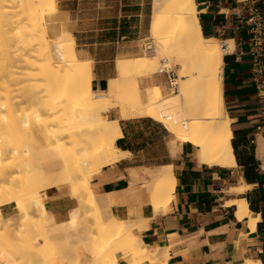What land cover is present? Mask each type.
<instances>
[{
	"label": "crops",
	"instance_id": "1",
	"mask_svg": "<svg viewBox=\"0 0 264 264\" xmlns=\"http://www.w3.org/2000/svg\"><path fill=\"white\" fill-rule=\"evenodd\" d=\"M153 1L57 0V27L72 35L79 59L91 61V87L99 91L98 96H106L104 90L117 76L120 58L141 56L146 49ZM259 1L264 10V0ZM194 2L203 35L220 42L233 41V48L223 55L222 91L235 165L201 162L197 147L179 142L151 117L120 119L122 135L115 146L129 154L104 166L92 176L90 184L96 196L114 199L116 203L110 208L113 216L124 220L147 218L142 241L151 247H167L164 250L169 264H236L245 260L264 264V170L258 168L259 163L264 167V138L255 136L261 115L246 53L245 11L238 0ZM139 82L142 87L160 85L164 92L170 86L167 74L159 72ZM110 109L106 115L117 119L118 109ZM253 137L256 144L250 143ZM166 166L171 167L174 193L167 206L157 212L144 185L151 180L150 171ZM43 194L45 210L58 224H67L76 208L80 217L88 211L67 186L52 187ZM233 200L247 203L255 219L253 229L249 217L238 219L237 206L228 203ZM0 210L5 219H13L15 228L20 227L15 203H4ZM31 214L35 216L34 211ZM77 254L76 264L90 259L83 247L77 246ZM118 260L124 263L121 256ZM142 264H149V259H143Z\"/></svg>",
	"mask_w": 264,
	"mask_h": 264
},
{
	"label": "bare ground",
	"instance_id": "2",
	"mask_svg": "<svg viewBox=\"0 0 264 264\" xmlns=\"http://www.w3.org/2000/svg\"><path fill=\"white\" fill-rule=\"evenodd\" d=\"M15 10H20L22 13H24V15L28 13L27 16L29 17L27 18V22H25L30 25L32 31L29 32L32 34L33 31L39 32L38 29L40 26L42 27V31H45L46 28L42 26L45 22V13L56 14L58 12V3L57 0H0V19L1 17H6V25L3 24L4 28H6L7 25H9L10 28V26H13L14 22L18 21L16 18L13 19L11 16L7 17L8 15H11V12L14 15ZM29 10L32 12V14ZM152 11V23L149 30L152 42L147 43L148 48L152 49L154 47L153 43L158 45V43L163 42L160 40L168 37V35L170 36L171 33H173V36L176 35L179 30L180 32L178 35L180 40L186 44L187 49L189 48V50L186 49L185 52L183 51L180 53V56L175 60L177 67L179 66L178 73L175 74L177 77L175 80H172V84L175 86L177 85L176 93L172 92L171 94L166 95L164 89L160 85H151L147 87H145V83L143 84L144 87L140 85V79L153 76L157 71L158 59L156 58V54H154V56L145 55L133 57L132 59L125 57L121 58L117 68L119 78H114L109 81L108 87L106 89V96H98L91 87V61L79 60L74 38L68 32H64L63 34L61 33V36L57 38L55 37L56 39L54 42L53 40L49 41L50 39L46 38L48 42H51L50 46L47 44L48 42L40 43V41L44 40V37H46L43 33V35H38L40 38L43 37L44 39L42 38V40H40V38L37 36L39 38V48H35L36 51H34L32 46L33 51H31L36 53L25 55L29 56V58H24V62L21 61L23 64L25 63V65L22 64L23 67L25 66V69L21 70L23 67L19 65L20 63H15V66L18 64L19 67H21V69H19L20 71H24V76L20 75V72L19 74L15 72L17 73L16 75H20V78L24 77L27 82L26 88H28L26 91H24L26 93L23 98L20 95L23 102H20L19 104L21 106V103H23L29 108L32 107V111L30 110L29 112V108L27 109L26 107L27 113L24 109H21L23 112H25V116L23 115L24 118L22 115H20L21 117L18 115L23 114L22 112H16L14 118L19 117L20 121L24 125L30 127L34 119L35 124L33 126L45 127L47 129V136L50 141L49 144L53 148H63L65 145H68L65 143L70 141L73 143L75 151L82 153L83 155L81 167L86 173V183L85 185L78 186V190L81 192L80 193L78 191L80 193L77 197L79 201L78 204L82 203V198L85 197L91 207H103V205L100 206L97 196L94 195L91 189L90 170L86 171L85 168H89L91 165L92 169L95 170V167L93 168L94 164L96 165L97 169H100L103 166L117 161V153H120V156H126L129 154L128 152L121 151L120 149L117 150L115 146V141L122 135L119 126L120 119L151 117L163 124L170 133L175 135L179 142L191 143L197 147L201 162L208 165H217L221 167H232L235 165V157L231 143L232 131L224 106L222 91L223 55L230 51L233 47L230 49V45L227 43L228 41L220 45L218 39L207 38L203 35L197 18V8L194 0H154ZM7 13L9 14L7 15ZM14 16L18 17L16 14ZM28 24L27 26H29ZM15 25H18L17 22L14 24V26ZM9 28L6 29L8 30ZM1 31L2 28L0 30V54L4 55L6 54L5 52L8 51L5 49V46L8 44H3L4 41L2 39H5V37H2ZM10 32L14 33L12 31ZM8 33L6 32L5 34L4 32L3 34H5L4 36L10 35V33ZM35 34L37 35V33L34 32L33 35ZM10 37L14 38L13 36ZM30 38L35 39L34 36ZM38 40L35 41L38 42ZM18 41L19 40H17V42ZM33 41L30 44H36L35 41ZM14 42H16V40H14ZM229 42H231L233 45V41ZM52 43H54V45ZM52 45L53 47H51ZM34 47L36 46L34 45ZM10 48L12 47L10 46ZM32 48H28L29 52L32 50ZM153 51L156 53V49H153ZM13 52L15 53L16 50H13L12 52L9 51L8 53L13 56L9 57L6 55L5 59L7 57H9V59H14V54H12ZM195 56H198L202 59L200 63H197L196 67H194ZM2 61L6 62L4 60ZM15 61L20 62L19 60ZM7 65H9V63ZM161 65L162 68H160L157 72L169 70L166 69L167 67H170L167 62H165V64L162 62ZM26 68L28 69V72ZM8 69L9 68H7V71ZM14 70L15 69L13 68V71ZM13 71L11 72L13 73ZM194 73L197 75L193 76ZM16 75H14L15 79H20ZM4 79V77H1L0 81ZM13 79L14 78L11 80ZM17 79L16 81H18ZM21 79L23 80V78ZM5 80L0 82V86L1 84L4 85L1 86L0 92H2L3 87H9L7 85L5 86V82H8L9 80ZM16 81L14 80L13 82L16 83ZM26 82H23V85H25ZM130 84L134 85V87L132 89H128L123 95L122 92L124 86ZM23 90H25V88ZM1 96L4 99L3 94ZM7 96L8 94L6 97ZM15 104L12 103L13 106ZM34 106L35 108H33ZM110 108L118 109L117 119H111L106 115ZM1 109H3L2 101L0 102V110ZM9 109L7 111H10ZM51 114L56 115H52L53 117H51ZM0 115H2L1 111ZM3 115L1 116L2 118H9V115L8 117L5 114ZM66 120H69L70 122L68 125L69 128H66L67 126H65L69 123L68 122L66 124ZM78 123H81L82 125L88 124L91 129L89 128L87 131H83L81 128L82 125H77ZM74 124L78 127L81 125L80 129L77 127L78 129L75 128L76 130L72 131L71 129L76 127ZM70 126H72V128ZM82 136L84 138H80ZM10 151L17 153L18 149L13 148ZM5 153V149H0V180L7 176V172H4L1 169V164ZM150 176L151 180L149 183H147V186L149 187L150 191L153 194L155 193L158 197L156 200V206L153 208V210H158L159 208H164L167 206L172 196L171 193H174L172 191L173 184L175 182L170 166L159 168L156 173ZM233 190L234 189L231 191ZM228 203L237 206V217L239 220L249 217V225L251 229H253L255 225V219L251 217L247 203L244 200H233L229 201ZM77 209L78 208H76L71 213V220H73L71 226H74L75 230L79 229V226H77L78 222L76 220L79 216ZM44 213H41V215ZM20 216L21 223L22 219L29 220L33 217V215H31L28 210L21 212ZM114 217H112L111 222H101L102 226L99 229L98 234H101L100 236H102L104 230H109V236L106 239L97 241L96 238L90 237V248L92 247V252L94 255V261L91 263L121 264L117 260V255H111L109 250L111 247L113 249L116 242H118L117 235L127 233L128 235H133L135 253L130 254L125 250V248H119L120 251H124V253L120 255L124 262L123 264H142V261L145 258L149 259V264H158L155 260L159 254H163L165 256L162 264H169L167 261L168 254L165 251L167 247L164 248L165 250L160 248L162 251L159 252V248L148 246L142 241L141 233L145 229L147 218L143 217L141 219L138 218L139 220L126 221ZM3 221L8 222L9 227L15 234L17 232H21V227L23 224L20 228H15V222L12 218H6ZM112 236L114 237L112 238ZM103 238L104 237H101V239ZM87 243H89V241ZM73 253L75 262L78 259L75 249H73ZM236 264L261 263L255 260H245Z\"/></svg>",
	"mask_w": 264,
	"mask_h": 264
},
{
	"label": "rangeland",
	"instance_id": "3",
	"mask_svg": "<svg viewBox=\"0 0 264 264\" xmlns=\"http://www.w3.org/2000/svg\"><path fill=\"white\" fill-rule=\"evenodd\" d=\"M18 11H19V13H18ZM8 14L9 13H7V15ZM10 14L11 15H8L7 17L11 16V17H13V19L16 18L21 23L16 21L18 25L14 26V24L16 23V22H14L13 26L12 27L10 26V28H13V29H10L9 25H7L6 28H9L7 30L6 28L3 27V24L6 25V20H5L6 17L5 18L1 17V19H0L1 20L0 21V27L2 28L1 35H2V37H5V39L4 38L2 39L4 41L3 44L4 45H7V44L10 45L11 44L10 46L12 47V48H10V46H8V45H7L8 47L5 46L6 48L5 47L4 48L6 49V51L7 50L8 51L5 52L6 54H4V55L0 54L1 55V57H0V59H1V61H0V68H1L0 79H1V77H4L7 81L9 80L8 82H5L6 84L4 82L3 83L5 84V86L7 85L10 87V88L9 87L8 88L3 87L2 92H4V93L0 92V94L1 95L3 94V96H4V99H3V97L0 95V97H1L0 102L1 101L3 102V109H1L0 111L2 112V115L5 114L7 117L9 115V118H7L8 120L6 119V117L2 118L1 117L2 115H0V117H1V119H0V134H1L0 149H5V151H6L5 155L3 156L1 169L4 172H7V176L0 180V205H2L4 203H15L17 205L19 214H21V212H23L25 210H28L30 212V214H31V212L34 211L35 216L30 218L29 220H23L22 219V223L20 222V227L22 224L23 225L25 224V225L24 226L22 225L20 233L17 232L15 234L14 232H12L11 228L9 227L8 222L3 221L5 218L3 217L1 210H0V264H51L50 262H52V261H59L63 264L64 263L76 264L78 259L74 262L73 249H75L77 252V246L83 247L84 250L86 252H88L90 255V259L87 260L85 262V264H93L91 262L94 261V255L92 252V247L90 248V246H91L90 245V241H91L90 237L96 238L97 241H102L109 236V233H108L109 230H107V231L104 230V232L102 233L103 234L102 236H100L101 234H98V232L102 226L101 222H104V223L107 222L108 223V222L112 221L111 219L114 216L110 213V208L116 202L114 201L113 198L102 199V198L97 196V200L99 201L100 206L103 205V207L101 206L100 208H95V207L93 208L88 204L87 199L84 197V198H82V203H80V205L87 207L88 211L86 210V213L82 217H80L81 216L80 211L78 210L79 216L77 217L76 220L78 222L77 226H79V229L75 230L74 226L73 227L71 226V224L73 222V220H71V219L67 224H58L55 221L54 217L52 215H49L45 210L44 203H43V196H44L43 193L47 189L55 187V186L56 187L57 186H60V187L61 186H67L70 194L73 197L77 198L79 196V194L81 193L78 190V186L79 185H81V186L85 185V183H86V181H85L86 173L84 172L83 168L81 167L83 155H82V153H78L77 151H75L73 143H71L70 141H67L65 144H68V145H65L63 148H59V149L53 148L49 144L50 141H49V138L47 136V133H48L47 129L45 127L33 126L35 124L34 119L32 121V125L30 127V126L24 125L20 121L19 117L14 118L16 112L17 113L22 112L23 114H18V115L19 116L22 115V117H23L25 112L27 113L26 110L29 108L28 106H26V104L21 103L22 104L21 106L19 104L20 102H23V100H21V99L23 98V96L26 93L24 91H26L28 89V88H26L27 82L24 79V77H21V78H23V80L19 77L20 75L24 74L23 73L24 71L22 72L19 70V69H21V67H19V65L22 66V64H23L21 61L29 58V56H25V55H31V54L36 53V52H31V51H33V48H34V51H36L35 48H37V49L39 48L38 47L39 46L38 45V43H39L38 39L40 38L39 36L42 33L46 37H44L45 38L44 39L41 36L44 40H42V38H40V40H42V41H40V43H42V42L47 43L48 42L47 39H50L49 41L53 40V42H54L55 39L57 37L61 36L60 34L61 33L63 34L65 31L61 32V28L57 27L58 21L55 18V14L45 13V22L42 25L43 27L46 28V29L44 28L45 31L43 32L42 27L40 26L38 29L39 32L33 31L32 34H30V32L32 31L30 25L28 23H26L27 18L29 17V16H27L28 13H26L24 15V13H22L20 10H15L14 15L16 14L18 17H15L12 12ZM22 14H23V16H22ZM31 14H32V12H31ZM2 20H3V22H2ZM27 24L29 26H27ZM1 28H0V30H1ZM3 30H4L5 34H6V32L7 33L9 32L10 35L4 36L5 34H3L4 33ZM10 31H12L14 33H11ZM18 32H20L21 34ZM34 32L37 33V35L36 34L33 35ZM179 32H180V30L178 31V33ZM178 33L174 36H173V33H171L170 36L168 35V37L164 38L163 40H160L163 42L158 43V45L156 43H153L154 47L152 49L151 48L149 49L147 46V43L152 42L151 41L152 39L149 36L144 41L146 49L142 52L141 56H145V55L146 56L147 55L148 56H154V54H156V58L158 59L157 60L158 61L157 62V65H158L157 71L160 68H162L161 67L162 62H164V64H165V62H167L170 65V67L169 68L167 67L166 69L171 70V73H173L175 75L176 73H178V70H179V66L177 67L175 60H176V58H178L180 56V53H182L183 51L185 52V50L187 49L186 44L180 40ZM10 36H13L14 38H12ZM32 36L35 37V39L33 38L34 41L38 40V42L35 41V43L37 45L34 43L30 44L33 41V39L30 38ZM14 40H16V42H14ZM17 40H19V41L17 42ZM24 41H25V43H24ZM222 43H224V42L219 41L220 45ZM227 43L230 45V47H233L231 42L228 41ZM47 44L50 46L51 42H48ZM52 44L54 45V43H52ZM1 45H2V43H1ZM34 45L36 47H34ZM53 45L51 47H53ZM32 46H33V48H32ZM28 48H30V49L32 48V50H30V52H29ZM17 49H18V52L20 51L19 53L17 52ZM153 49H156V53L153 51ZM13 50L14 51L16 50V52H17L16 55H15L16 52L12 53V54H14V59L17 61L19 60L20 62H16L14 59H11V58H10L11 60L9 59V57L10 56L12 57L13 55L9 54L8 52L9 51L12 52ZM187 50H189V48ZM27 52H28V54H27ZM6 55L9 56V57H7L8 59L7 58L5 59ZM22 56H23V59H22ZM17 58H19V59H17ZM132 58H129V59H132ZM2 60L6 61L7 63L3 62ZM120 60H121V58L117 61V68H118ZM80 61H82V60H80ZM201 61H202V59L200 57L195 56L194 57V67H196L197 63H200ZM8 63H9V65H7ZM12 63L14 65V67H13ZM15 63H18V64L20 63V64L19 65L16 64L17 66H15ZM10 65H12V66H10ZM23 65H25V63ZM6 66H8V67H6ZM7 68H9L8 69L9 72L7 71ZM13 68L15 69L14 71H13ZM24 69H25V66L21 70H24ZM10 70L13 71L14 75H16L17 73L19 74V72H20V75H16V76H18V78H20V79L16 78L18 81H16L15 76L13 75V73ZM117 71H118V69H117ZM157 71H156L155 75L157 74ZM15 72H17V73H15ZM27 72H28V69H27ZM4 75H7L9 77L13 76L12 78H14V79L11 80L12 78H9V77L4 76ZM196 75H197L196 73L193 74V76H196ZM176 77L177 76L175 75V79H176ZM115 78H119L118 73H117V76ZM4 80H1V81H4ZM14 80L16 81V83L13 82ZM11 81H12V83H11ZM19 81L21 84L19 83ZM23 82H26L25 83L26 86L23 85ZM9 83L12 85H10ZM2 85L3 84H1V86ZM1 86H0V88H1ZM22 86H24V87H22ZM133 87H134V85H131V84L124 86L122 94L124 95L128 89H132ZM22 88L23 89L25 88V90H23ZM8 89H9V91H8ZM6 90L8 93L6 92ZM10 90L12 91V94H11ZM0 91H1V89H0ZM104 91H106V90H104ZM94 92L98 95L99 91H94ZM168 92H170V93H168ZM172 92L173 93L177 92V85L176 86H169L168 89L165 91V94L168 95V94H171ZM7 94H8V96L6 97ZM10 95H11V97H10ZM20 95L22 96V98ZM17 99L20 101H18ZM11 100H14V101H11ZM4 101L7 104H5ZM12 103L15 104L14 106H16V107H14L12 105ZM8 104H9V106H8ZM17 104L19 105V107ZM4 106H6V107H4ZM26 107H27V109H26ZM4 108H6V109H4ZM9 108H11V109H9ZM31 108L28 109L29 112H30ZM33 108H35V106ZM8 109L10 111H7ZM21 109L22 110L24 109L25 112H23ZM67 111H69V110H67ZM13 112H15V113H13ZM52 115L53 114H51V117H53L56 114H54L53 116ZM51 117H50V119H51ZM66 117H67V115H66ZM2 119H3V121H2ZM9 120H11V121H9ZM68 122H69V120L68 121L66 120V124ZM69 124H70V122L67 125H65V126H67L66 128H69V126H68ZM79 124H81V123H78L77 125H79ZM77 125H75L76 127L73 128L74 130L73 129H71V130L75 131L78 128L80 129L82 124L80 125V127H78ZM70 127L72 128V126H70ZM81 128L83 129V131H87L89 128L91 129V127L88 126V124L82 125ZM81 132H82V130H81ZM171 135L176 139L174 134L171 133ZM80 138H84V137L82 136ZM13 148L18 149V152L17 153L11 152L10 150ZM117 150H119V149L117 148ZM117 156H118L117 161L123 157V156H120V153H117ZM117 161H115V162H117ZM115 162H112L110 164H113ZM94 167H95V170L92 169L91 165L89 166V168L88 167L85 168L86 171L90 170L91 179H92V176L97 175L96 173L99 172L104 166L100 169H97L96 165L93 164V168ZM157 171L158 170L150 171L149 175H153ZM91 189H92V187H91ZM144 189L146 190V192L149 195V200H150V204H151L152 208H155L156 200L158 198L157 195L155 193L153 194L150 191L147 184L144 185ZM92 191H93V189H92ZM93 193H94V191H93ZM132 194H134V192H132ZM94 195H95V193H94ZM160 210H158L157 212H159ZM41 211H43V212H41ZM157 212L154 211V213H157ZM41 213H44V214L41 215ZM141 218H143V217H139V219H141ZM144 218H146V217H144ZM139 219H125V220L126 221H129V220L133 221V220H139ZM87 231H88V233L91 231L90 232L91 234L90 233L88 234ZM114 236H112V238ZM117 236H118V238H117L118 242H116L113 249L111 247V249L109 250L110 254L111 255L112 254L117 255L116 256L117 260H118V256H120L122 253H124V251L123 250H122L123 252L120 251L119 248H125V250L127 252H129L130 254H134L135 253V246H134L133 235H128L126 233V234H120ZM101 237H104V238L101 239ZM38 241H42V242L38 243ZM88 241H89V243H87ZM35 242H37L36 245H34ZM116 248H118V249H116ZM156 248H159V247H156ZM161 251L162 250H160V248H159V252H161ZM76 255L78 256V254H76ZM121 259H122V257H121ZM164 259H165V256L163 254L162 255L159 254L155 261L158 264H162ZM33 260H35L36 262L34 263ZM118 262H119V260H118ZM94 264H95V262H94ZM121 264H123V263H121Z\"/></svg>",
	"mask_w": 264,
	"mask_h": 264
},
{
	"label": "built area",
	"instance_id": "4",
	"mask_svg": "<svg viewBox=\"0 0 264 264\" xmlns=\"http://www.w3.org/2000/svg\"><path fill=\"white\" fill-rule=\"evenodd\" d=\"M238 1L245 11L242 19L248 33L246 53L250 58V77L255 87L261 115V123L256 128L255 136L264 138V10L261 8L259 0ZM159 73L167 74L170 86H175L172 84L175 75L171 73V70H164ZM250 143L256 144L255 137L250 140ZM258 168L264 170L262 163H259Z\"/></svg>",
	"mask_w": 264,
	"mask_h": 264
}]
</instances>
